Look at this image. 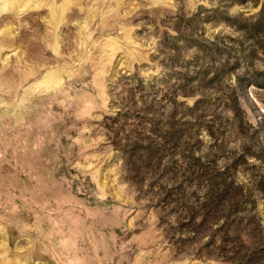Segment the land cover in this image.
<instances>
[{
  "label": "rangeland",
  "instance_id": "obj_1",
  "mask_svg": "<svg viewBox=\"0 0 264 264\" xmlns=\"http://www.w3.org/2000/svg\"><path fill=\"white\" fill-rule=\"evenodd\" d=\"M0 264H264V0H0Z\"/></svg>",
  "mask_w": 264,
  "mask_h": 264
}]
</instances>
